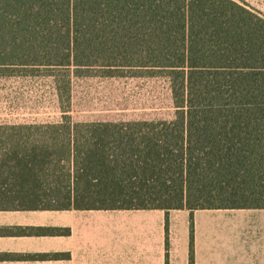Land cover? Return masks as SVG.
<instances>
[{"label": "trees", "instance_id": "trees-1", "mask_svg": "<svg viewBox=\"0 0 264 264\" xmlns=\"http://www.w3.org/2000/svg\"><path fill=\"white\" fill-rule=\"evenodd\" d=\"M21 69L54 78L62 116L0 124V210H264V15L245 2L0 0V76ZM158 73L171 120L69 114L73 77Z\"/></svg>", "mask_w": 264, "mask_h": 264}, {"label": "crops", "instance_id": "crops-1", "mask_svg": "<svg viewBox=\"0 0 264 264\" xmlns=\"http://www.w3.org/2000/svg\"><path fill=\"white\" fill-rule=\"evenodd\" d=\"M224 211L0 210V264H191V250L193 264H264V243L233 261L214 255L207 220ZM182 220L186 235L178 240Z\"/></svg>", "mask_w": 264, "mask_h": 264}, {"label": "rangeland", "instance_id": "rangeland-1", "mask_svg": "<svg viewBox=\"0 0 264 264\" xmlns=\"http://www.w3.org/2000/svg\"><path fill=\"white\" fill-rule=\"evenodd\" d=\"M241 1L264 15V0ZM26 70L0 76V124L60 120L62 110L54 78L43 69L35 73ZM175 112L170 80L160 73L72 78L69 114L74 121L171 120ZM208 218L206 239L214 255L227 252L233 261L248 253L247 249L264 243V211L228 210ZM178 224L181 240L186 235L185 221ZM202 234L205 237L204 230Z\"/></svg>", "mask_w": 264, "mask_h": 264}]
</instances>
